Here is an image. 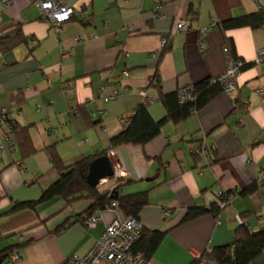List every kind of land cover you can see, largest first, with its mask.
<instances>
[{
    "label": "crops",
    "instance_id": "0c3cea01",
    "mask_svg": "<svg viewBox=\"0 0 264 264\" xmlns=\"http://www.w3.org/2000/svg\"><path fill=\"white\" fill-rule=\"evenodd\" d=\"M60 1L81 11L59 31L50 29L34 0L0 6V39L11 44L0 47V111L7 108L0 122V264H64L85 254L114 217H125L118 207L106 208L98 224L87 227L83 217L92 200L86 197L68 205L54 197L34 209L4 213L16 202L38 199L56 180L51 152L64 166L110 153L127 172L118 194L147 192L138 219L143 229L165 231L149 264H189L196 252L231 243L239 225L235 214L253 231L264 228V184L243 192L264 168V94L258 92H264V60L255 62L264 29L201 31L212 20L254 13L264 0ZM180 20L187 25L182 32L176 30ZM224 46L244 61L235 92H220L183 121L165 122L143 146L109 149L110 138L143 103L141 90L154 99L146 104L151 117L161 119L166 110L159 89L171 93L216 78L227 65ZM103 85L121 95L105 101ZM202 143L208 158L194 152ZM115 182L98 188L111 190ZM229 191H236L231 205L217 215L181 222L187 208L209 205ZM14 252L18 258L11 260ZM251 264H264V252Z\"/></svg>",
    "mask_w": 264,
    "mask_h": 264
},
{
    "label": "trees",
    "instance_id": "16d2710c",
    "mask_svg": "<svg viewBox=\"0 0 264 264\" xmlns=\"http://www.w3.org/2000/svg\"><path fill=\"white\" fill-rule=\"evenodd\" d=\"M243 26H248L253 29H264V9L260 8L254 13L244 14L218 22V28L222 31ZM22 39L24 40L25 38ZM3 40L0 39V47L3 50L9 49L11 44ZM229 46L232 54L233 45L231 42ZM154 78L159 88V78L157 75ZM194 92V100L180 103L176 91L163 93L159 89L158 99L165 107V115L161 119L155 120L151 117L145 103L138 104L132 114H130L125 127L110 138L109 149L128 143L138 146L145 145L160 132L165 122L178 123L185 120L191 113L207 105L221 92V89L217 83L211 81V78H206L194 84ZM17 128L16 125H13L15 132L18 131ZM262 133L264 136V127ZM96 157L98 156H85L73 164L64 166L59 158L51 152V163L58 173L56 180L42 191L38 199L16 202L9 211L4 213L20 211L22 209H34L38 204L54 197L61 198L67 205L77 199L86 197L91 199L92 203L85 211L84 219L96 210L113 207L111 205L113 202L117 204V207L123 212L125 217L132 216L138 219L141 208L149 202L147 192L141 191L125 195L118 194V189L122 184L126 183H118L121 181V178L115 180L116 185L113 188H115L117 193L114 199L109 197L110 190L90 187L86 182V174L89 163ZM258 184L256 179L255 184L248 186L243 192L251 193ZM232 192L234 191L225 192L224 194L228 195ZM221 210L217 202L210 203L209 205L191 206L186 209L181 222L189 221L205 214L217 215ZM70 224L71 222L60 224L55 232L59 233ZM164 234L165 231L143 229L140 237L133 245V250L144 253L147 259L150 260L162 241ZM16 247L18 246L15 245L6 252L10 253ZM263 252L264 228L253 231L243 220L235 229L234 238L231 243L215 246L210 250L203 251L201 252L200 258H194L189 264H201V260L206 264H251Z\"/></svg>",
    "mask_w": 264,
    "mask_h": 264
},
{
    "label": "built area",
    "instance_id": "2783aa9c",
    "mask_svg": "<svg viewBox=\"0 0 264 264\" xmlns=\"http://www.w3.org/2000/svg\"><path fill=\"white\" fill-rule=\"evenodd\" d=\"M11 0H0V6H9ZM35 5L40 11L41 17L45 20L51 30L59 31L64 22L69 20L76 13H79L80 9H75L71 6H67L61 3L60 0H41L35 1ZM261 8L264 9V4H261ZM187 28L186 22L180 20L176 25V30L182 32ZM218 28V22L212 20L207 26L201 29L202 32H208L211 29ZM96 37L95 34L91 35ZM168 44L167 36H162L161 38V48L163 49ZM223 51L227 57V65L219 76L212 78L211 81L217 83L220 86L221 92L225 94H232L237 89V78L242 72L244 66V61L241 58H232L230 56L228 46L223 47ZM264 60V48L261 49L256 58L255 62L260 63ZM128 72L123 71L122 76H127ZM105 85L101 86L100 91L105 101H112L118 98L120 90L117 87H111L108 92H105ZM30 88H26L29 90ZM69 91V89H66ZM259 94L263 95L262 90L258 91ZM178 100L180 103H185L187 101H192L195 98L194 84L181 85L176 90ZM143 97V103L147 104L153 101V98L147 96L145 90L140 91ZM7 112V108H1L0 111V122L3 121ZM78 111L75 109L74 113ZM130 115L126 117V122L128 121ZM53 129H47V133L51 134ZM4 142L6 145L11 143L10 135H5ZM15 151V148H12ZM194 152L197 154H202L205 158L209 157V152L204 146V144H199L194 148ZM113 173L111 178H103L99 181L97 187H101L111 180L114 181L117 178H122L126 176L127 172L124 166L116 160L115 165L112 167ZM257 181L259 184H264V169L258 172ZM236 194V191L225 195L224 193L217 196L215 202L221 209H224L231 205V199ZM113 207H117V204L113 202L111 204ZM101 210L94 211L91 215L84 219V224L87 227H95L101 220L100 215ZM166 215L167 212H164ZM234 219L238 224L243 222L240 215L235 214ZM143 230V225L139 219L136 217H114L110 222H108L102 234L96 238L89 248V250L82 255L73 254L69 256L64 264H149V261L144 253L140 251H134L133 245L138 240ZM201 252L195 253V258H200ZM18 255L16 252L11 256V260H16ZM201 264H206L203 260L200 261Z\"/></svg>",
    "mask_w": 264,
    "mask_h": 264
},
{
    "label": "water",
    "instance_id": "95a60500",
    "mask_svg": "<svg viewBox=\"0 0 264 264\" xmlns=\"http://www.w3.org/2000/svg\"><path fill=\"white\" fill-rule=\"evenodd\" d=\"M116 157L110 153L100 155L93 159L88 165L86 174V182L90 187H97L99 181L103 178H111L115 165ZM116 190L112 188L109 192V197L116 198Z\"/></svg>",
    "mask_w": 264,
    "mask_h": 264
},
{
    "label": "rangeland",
    "instance_id": "374dc122",
    "mask_svg": "<svg viewBox=\"0 0 264 264\" xmlns=\"http://www.w3.org/2000/svg\"><path fill=\"white\" fill-rule=\"evenodd\" d=\"M112 183H113V181L111 180V183H110V184H112ZM110 184H109V185H110ZM107 186H108V185H107Z\"/></svg>",
    "mask_w": 264,
    "mask_h": 264
}]
</instances>
